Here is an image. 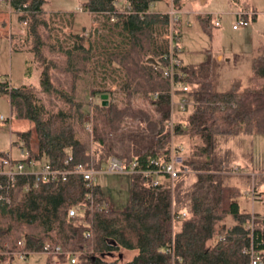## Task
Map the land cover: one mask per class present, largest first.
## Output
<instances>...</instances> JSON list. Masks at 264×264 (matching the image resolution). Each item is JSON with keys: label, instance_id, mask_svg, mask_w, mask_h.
Masks as SVG:
<instances>
[{"label": "trees", "instance_id": "obj_1", "mask_svg": "<svg viewBox=\"0 0 264 264\" xmlns=\"http://www.w3.org/2000/svg\"><path fill=\"white\" fill-rule=\"evenodd\" d=\"M2 1L18 23L9 32L10 45L26 53L24 72L35 70L38 82L13 85L0 77V94L7 95L12 116L32 123L31 129L16 132L12 142L25 149L20 160L46 161L65 173L35 186L30 173L10 179L0 173V262L4 254L12 259L18 252L22 258L41 252L44 264L54 258L60 264H264V215L240 210L238 187L222 182L227 158L217 137L264 133V43L250 59L246 83L234 80L222 90L214 86L210 63L181 61L176 68L182 76L175 80L185 81L187 89L177 88L176 97L185 92L190 102L186 112L185 107L173 111L170 133L169 79L162 73L168 41L153 32L156 26L166 30L169 16L150 9L153 2L166 0L82 2L81 10L93 19L102 16L126 35L124 46L103 52L105 63L122 74L121 99L110 90L88 88L94 68L89 35L94 29L82 27L69 33V44H57L51 38L47 13L52 11L44 8L46 0ZM172 2L179 9L184 0ZM255 14L247 10L242 16L252 21ZM209 17H202L203 28L209 27ZM176 22L173 29L179 36ZM94 94L96 101L89 98ZM172 141L185 145L186 171L171 184L181 185L191 176L181 194L173 193L169 181L151 184L153 174L133 172L125 206L104 207L100 184H87L72 171L77 164L97 170L113 155L166 178L159 168ZM70 208H76L71 215ZM171 210L185 214L171 219ZM227 218L230 224H225ZM246 219H251L250 227ZM123 249L135 253L121 260ZM71 252L76 254L72 263ZM254 255L258 258L252 263Z\"/></svg>", "mask_w": 264, "mask_h": 264}, {"label": "rangeland", "instance_id": "obj_2", "mask_svg": "<svg viewBox=\"0 0 264 264\" xmlns=\"http://www.w3.org/2000/svg\"><path fill=\"white\" fill-rule=\"evenodd\" d=\"M84 0H46L44 8L47 13L50 24L53 25L51 38L61 45L69 44L72 41L69 33L79 31L82 27H90V40L93 43V64L89 89L100 91L110 90L115 99H121L120 85L122 74L112 70L104 61L103 52L107 48H118L124 46L126 35L119 27L106 23L102 16L95 19L86 10H79ZM153 2L150 9H159L167 12L171 0ZM245 1L249 7L253 6L258 10L263 8L264 0H237ZM236 3V2H235ZM199 5V3L197 2ZM206 6L219 13L220 26L209 25L204 29L195 16L179 11L172 2L170 7L177 10V22L179 23V55L183 63L198 64L207 61L211 57L210 71L214 86L222 90L228 87L227 79L230 74L238 77L240 85L246 83L249 74L250 61L247 58L249 54L248 36L239 37V30H232L231 23L235 21V12L232 16L226 10L230 7L227 0H207ZM234 4V2H232ZM245 4V3H244ZM221 10V11H217ZM262 10V12H264ZM55 11L56 13H53ZM238 11V10H237ZM234 16V17H233ZM233 17V18H232ZM190 19V20H189ZM186 20L189 24H186ZM69 21L71 27L69 26ZM233 21V22H232ZM251 22V21H250ZM248 24V23H247ZM246 24V25H247ZM176 25V24H175ZM242 25L239 27H244ZM0 77H6L13 85L20 83H32L38 85L37 73L32 71L29 74L24 72V54L14 50L10 45L9 32L18 28V23L12 15L6 16L0 22ZM89 28V29H90ZM164 26H156L154 34L157 39L163 38ZM247 38V40H245ZM86 44V43H85ZM219 52L222 55L220 61L216 60L214 53ZM238 53L236 59L233 58ZM102 63L104 66H102ZM228 67V68H227ZM228 71V72H227ZM87 91V87L83 88ZM90 100L96 101V95L89 96ZM177 112L176 105L173 107ZM187 106L183 109L187 111ZM182 111V112H183ZM13 118L10 113L7 95L0 94V150H10L11 156H21L17 144L12 141L16 138V129L10 124ZM88 119V117H84ZM89 125V124H88ZM219 146L226 153V168L221 173V180L226 184H233L238 187L239 193L235 197L238 207L243 211H256L264 215V198L253 200L250 198L249 191L252 188L259 189L264 195V133H254L251 135H218ZM183 142V141H182ZM185 150V145L181 143ZM186 154V153H185ZM103 163L101 164V166ZM94 181L101 186L105 201L111 204L113 208H123L128 200V180L129 174L117 172H105L98 170L93 175ZM157 180L169 181L163 175H156ZM191 180L189 175L181 185L171 184L173 193L181 194ZM229 223V218L226 219ZM121 260L130 258L134 249H123ZM8 264H44L42 253H31L25 258L14 256L9 259Z\"/></svg>", "mask_w": 264, "mask_h": 264}, {"label": "built area", "instance_id": "obj_3", "mask_svg": "<svg viewBox=\"0 0 264 264\" xmlns=\"http://www.w3.org/2000/svg\"><path fill=\"white\" fill-rule=\"evenodd\" d=\"M172 4V0L170 1ZM167 9V13L169 16V23L167 29L164 31L163 38L168 41L167 52L164 53L165 57H167V63L162 67L163 75H166L169 79V104L171 109V114L169 119L166 121V125L168 129L172 130L173 127V107L176 105L178 109H183L190 101L188 96L185 92L181 93V95L176 97L175 90L180 88L182 91L187 89V83L185 81L177 82L175 80V76H182V73L177 71V65L181 62L180 58L178 57L179 46L176 44V40H178V35L173 29V23L177 20V10H174L173 7ZM81 10V8H79ZM243 11H236L235 12V21L232 23V28H237L242 25L247 24V20L243 18ZM210 20L212 25L217 26L220 24L219 13H209ZM114 17L112 16L110 20H113ZM85 127L88 129L89 125L88 122H85ZM17 148L21 156L13 157L11 156L8 150L4 151V155L0 157V173L5 174L9 179L13 177L16 173H30L33 175V180L31 185L35 186L39 181H53L58 178V175L63 178L65 171L56 170L51 168L46 161H35L33 159H28L26 162L20 160L19 158H23L26 156V152L24 147L17 143ZM169 156L168 158L161 163L160 165V172L166 174V178L169 180L171 184L172 180L177 177L178 173L181 171H186V167L182 166L184 160H186V155L184 153L183 147L180 143H174L173 141L170 143L169 147ZM102 170L105 172H117V173H127L131 174L133 172H143L145 174H153L151 184H155L158 180L155 178L158 174V170H148V169H140L136 165V161H131L130 163H126L123 160L119 159L116 156L110 155L107 159L103 162V165L99 167V169L93 168H84L80 164H77L72 171L78 172L82 175L84 179H87L86 183L89 184L90 182L94 181L93 175L96 171ZM28 184H24V188H27ZM250 198L253 200H261L264 198V195L259 191L251 189L249 191ZM3 198L6 200V196L4 195ZM104 207H109L110 205L106 202L102 204ZM76 208H70L68 210V214H73ZM185 213L181 211L180 214L173 212L171 210V219L178 218L180 215H184ZM251 219H246V227H250ZM58 250V246L54 248ZM18 258H22V253L18 252L14 254ZM76 257L75 252H71L68 255L69 262L72 263ZM257 256L254 255L251 259V262L254 263L257 260ZM9 254H4L0 264H8L9 262ZM52 264H60L59 260L54 258L52 260Z\"/></svg>", "mask_w": 264, "mask_h": 264}, {"label": "crops", "instance_id": "obj_4", "mask_svg": "<svg viewBox=\"0 0 264 264\" xmlns=\"http://www.w3.org/2000/svg\"><path fill=\"white\" fill-rule=\"evenodd\" d=\"M197 2L199 3V5L197 4ZM206 2H207V0H184L182 6L179 8V11H182L184 14L186 13L187 16H190V15L195 16V19L197 20V22H199L200 25L202 26V22H201L202 17H205L209 13H216V12H209V11H215L216 9H212L209 5L206 6V4H205ZM227 2L229 4V6H233V7H230L228 10H226L228 12V14H230L231 16L233 15L232 11H234V12L237 10L243 11V12H245L247 10H255L256 11V14L254 15V19L251 22L248 21L247 22L248 24L246 26L237 27V28L231 27L232 30H237V29L239 30V37L240 38L244 39V37H246V36L249 37L248 38L249 54H248L247 58L250 61L251 57L254 56L256 51H257L258 44L264 43V12H262L263 8L261 10H258L257 8H255L253 6L249 7L248 3L245 1H240L238 3L236 2L234 4H232L230 2V0H227ZM153 10H155V9H153ZM156 10H159V9H156ZM217 11H221V10H217ZM9 15H10V12H9L8 6L6 5V3H4V1L0 0V22H2L4 20V18L6 16H9ZM91 18H92V16H91ZM186 24H189L188 20H186ZM208 24L211 25L210 19H209ZM176 25L179 28L178 22H176ZM220 25H221V22L218 26H220ZM69 26L71 27L70 21H69ZM202 28H203V26H202ZM207 28H209V27H207ZM71 29H72V27H71ZM204 29H206V28H204ZM0 30H1V28H0ZM245 40H247V38ZM18 52L19 53L22 52L24 54V57H23V60H24V58L26 57V53L23 51H18ZM214 56H215L216 60H218V61H220L222 59V55L219 52H215ZM237 57H238V53L236 52L235 55L233 56V58L236 59ZM181 61H182V59H181ZM210 61H211V57L210 58L208 57L207 61L200 62V63H211ZM182 63H183V61H182ZM234 80H238V77H236L234 74H232V75L230 74L229 78L227 79V84L229 85ZM240 84H241V82H240ZM10 124H11V126L14 127V129H16V132L32 128V123L29 120L24 119V118L13 117L10 120ZM14 140H16V138ZM30 141H31V146L33 148H35L36 142L33 139V135H31ZM8 151L10 152V150H8ZM10 153H12V152H10ZM13 157L17 158L19 156H13ZM252 189H254L256 191H260L259 189H256V188H252ZM253 212H256V211H253ZM257 213H259V212H257ZM259 214H261V213H259ZM230 223H231V220L229 221V223H227V221H225V224H230ZM42 255L44 258L43 253H42Z\"/></svg>", "mask_w": 264, "mask_h": 264}, {"label": "water", "instance_id": "obj_5", "mask_svg": "<svg viewBox=\"0 0 264 264\" xmlns=\"http://www.w3.org/2000/svg\"><path fill=\"white\" fill-rule=\"evenodd\" d=\"M147 61H152V62H153L154 59H153L152 57H148V58H147ZM103 96H104V95H103Z\"/></svg>", "mask_w": 264, "mask_h": 264}]
</instances>
